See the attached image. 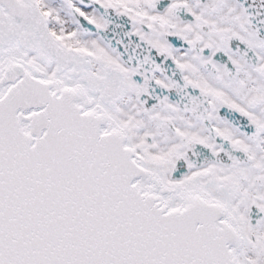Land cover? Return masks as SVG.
Wrapping results in <instances>:
<instances>
[{
	"label": "snow or ice",
	"instance_id": "1",
	"mask_svg": "<svg viewBox=\"0 0 264 264\" xmlns=\"http://www.w3.org/2000/svg\"><path fill=\"white\" fill-rule=\"evenodd\" d=\"M0 264H264V0H0Z\"/></svg>",
	"mask_w": 264,
	"mask_h": 264
}]
</instances>
